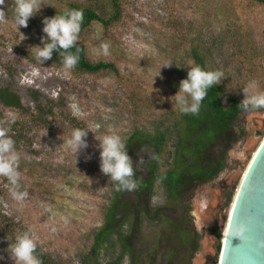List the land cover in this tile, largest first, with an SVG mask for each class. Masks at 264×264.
Here are the masks:
<instances>
[{
	"label": "rangeland",
	"instance_id": "obj_1",
	"mask_svg": "<svg viewBox=\"0 0 264 264\" xmlns=\"http://www.w3.org/2000/svg\"><path fill=\"white\" fill-rule=\"evenodd\" d=\"M117 2L119 20L107 26L95 22L79 33L76 44L85 46L92 62L113 65L91 73L66 71L58 56L40 64L30 49L42 46L44 17L56 15L70 3L91 4L103 11L106 7L110 13V0H41L39 13L28 20L27 27L18 29L13 22L14 0H6V17L0 22V86L15 92L23 108H8L0 102V126H8L10 118L15 121L9 135L20 155L21 190L28 197L12 199L7 180L0 177V264H14L8 245L24 231L30 232L40 249L42 264H84L86 258L89 262L94 234L103 227L115 196L114 182L100 171L99 139L115 133L127 143L136 130L151 137L163 133L159 171L169 169L183 114L171 99L193 67L192 47L206 56L211 70L223 71L221 81L228 84L230 96L243 100L242 88L250 81L257 84L253 92L264 93V5L250 0ZM234 24L241 27L243 37L239 35L238 41L234 30L228 29ZM252 41L260 56L257 68L249 59ZM101 43L109 45L107 55ZM168 62L172 64L162 66ZM240 123L247 135L229 151L224 172L194 188L187 198L188 209L168 204L160 181L151 195L137 196L135 189L122 191L127 201L148 205L150 217L157 207L162 214L154 221L138 215L129 243L133 258L122 253L117 234L106 237L97 252L101 264L116 260L118 264H215L222 238L218 250L211 228L218 223L224 231L232 204H227V196L234 191V199L264 138V109L244 113ZM74 128L90 129L88 147L76 157L66 145ZM126 152L136 182L147 180L153 147L144 142L126 147ZM166 218L180 230L190 229L199 236L191 261L192 247L182 243V233ZM128 227L127 223L121 231ZM170 250L175 253L169 256Z\"/></svg>",
	"mask_w": 264,
	"mask_h": 264
},
{
	"label": "trees",
	"instance_id": "obj_2",
	"mask_svg": "<svg viewBox=\"0 0 264 264\" xmlns=\"http://www.w3.org/2000/svg\"><path fill=\"white\" fill-rule=\"evenodd\" d=\"M110 1L112 2V11L110 13L106 11V7L104 9L105 11H103L98 6L91 4L82 5L78 3H70L66 9L83 11V22L81 24V31H83L95 22L107 26L120 19L121 11L119 3L117 2L118 0ZM250 1L264 5V0ZM64 10L57 11V15L63 14ZM240 28L241 27L236 24L228 27V29L234 30L233 36L238 38L236 41L239 40V35H241ZM228 29H226L227 33ZM76 46L79 47L80 52L79 61L74 68L75 70L97 73L102 70L113 68L111 63L92 62L87 57L85 46L82 44H76ZM248 48L250 49L249 59L257 68V58L260 56L256 52L257 46L254 41H252V46ZM69 51L75 53V48L70 49ZM52 56H58L62 59L59 51H54ZM190 56L194 61L193 66L199 65L205 70H211L207 64L206 56L198 47H192ZM254 61L255 63H253ZM229 90L228 84L223 81L218 85H213L203 99L198 114H182L181 127L178 129L176 136L177 143L174 163L169 169H166L163 172L159 171V158L162 152L164 134L158 133L156 136L151 137L136 130L130 135L126 143L127 148L130 145L135 147V145L139 146L146 142L149 146L153 147L155 153V159H152L149 163L150 173L147 175V180L142 181L139 179L136 182L138 185L135 189L137 196H141L143 193L151 195L156 181H160L163 183L167 191V203L175 206L180 205L184 209H188L189 199L187 198L192 195L191 192L194 191V188L197 189L214 181L224 172L228 166L229 151L247 135L245 128L240 123L241 116L246 113V111H243L239 106L242 100L230 96ZM0 102L8 108H23L20 97L7 87L0 86ZM48 111L50 112L51 110ZM259 135H263V133H260ZM233 196L234 191H230L227 196L228 205L232 203ZM144 206L145 203L142 205V202L136 201V203H134L133 200L127 201V199L124 198V195H122V191L117 190L115 184V196L105 213L103 227L94 234L93 245L90 250V256L88 257L90 258V264H101L97 252L105 238L112 234H117L122 253H128L130 257H134L133 249L129 243L135 232V223L138 215L140 216L141 214H144L147 218L149 217L148 219L154 221L162 214L161 207H157L154 211L155 216L150 217V209L148 205ZM127 223L129 224L128 230L121 231V228ZM168 223H171L170 226H176V223L172 220L168 221ZM175 228L182 233V243L185 244V242H187L192 247L189 256V260L191 261L193 251L197 248L199 236L194 234L190 229L180 230L177 226ZM118 230L120 232H118ZM173 233L174 231L172 232V235ZM211 234L217 239V249L219 250L223 234L222 227L218 225V223L215 224L211 228ZM39 253L40 249L36 247L35 255L40 257ZM174 253V250H170L168 255L170 256ZM39 259L41 260V258ZM87 261L88 259L86 258L84 264H89ZM118 261L119 260H116L113 264H118Z\"/></svg>",
	"mask_w": 264,
	"mask_h": 264
},
{
	"label": "clouds",
	"instance_id": "obj_3",
	"mask_svg": "<svg viewBox=\"0 0 264 264\" xmlns=\"http://www.w3.org/2000/svg\"><path fill=\"white\" fill-rule=\"evenodd\" d=\"M5 4L6 0H0V22H4L6 17ZM14 5L13 22L17 29L27 27L28 20L39 13L42 7L41 0H14ZM82 22L83 11L76 9H65L61 15L44 17L42 32L45 36L41 37L42 46L30 49L34 53V59L44 64L51 59L54 51H59L63 68L66 71L74 69L79 61L80 49L76 43L79 40ZM99 47L104 55L108 54L109 45L107 43H101ZM73 48H75V53L69 51ZM171 64L168 62L162 66L168 67ZM222 78H224V73L219 69L205 70L199 65L189 67L187 77L179 82L178 91L172 97L174 101L173 99L171 101L181 113L196 115L208 90L213 85L220 84ZM256 87V81H250L242 88L245 98L239 106L243 111L264 109V93L253 92L252 90ZM14 122V119L10 118L8 126H0V177L7 180L12 199L23 201L28 197V192L21 190L20 172L18 171L20 155L15 148V141L9 135L10 125ZM88 130L90 129L74 128L70 138L66 141L67 147L75 157L81 150L88 147L86 140ZM99 150L100 171L116 184L117 190L136 189L138 185L132 161L126 152V143L122 137L115 133L104 135L102 139H99ZM151 158L155 159V156ZM140 163L144 161L141 160ZM36 247V242L30 232L24 231L15 236L14 243H9L7 251L14 264H42L35 255ZM2 259L3 257L0 256V260Z\"/></svg>",
	"mask_w": 264,
	"mask_h": 264
},
{
	"label": "water",
	"instance_id": "obj_4",
	"mask_svg": "<svg viewBox=\"0 0 264 264\" xmlns=\"http://www.w3.org/2000/svg\"><path fill=\"white\" fill-rule=\"evenodd\" d=\"M215 264H264V138L231 204Z\"/></svg>",
	"mask_w": 264,
	"mask_h": 264
}]
</instances>
